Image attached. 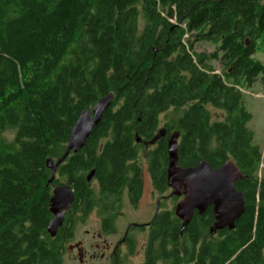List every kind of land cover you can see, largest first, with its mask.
I'll return each mask as SVG.
<instances>
[{"label":"trees","instance_id":"1","mask_svg":"<svg viewBox=\"0 0 264 264\" xmlns=\"http://www.w3.org/2000/svg\"><path fill=\"white\" fill-rule=\"evenodd\" d=\"M263 36L264 0H0V264H61L62 229L54 238L46 231V163L62 156L79 114L110 92L102 119L52 181L73 190L71 212L111 206L125 190L135 204L140 152L153 189L166 190L177 132L181 167L237 165L243 211L214 234L212 206L183 230L173 210L160 211L141 264H264V153L242 94L264 82L253 57ZM201 41L215 51L195 52ZM209 106L223 117L211 120ZM169 110L166 135L144 146Z\"/></svg>","mask_w":264,"mask_h":264},{"label":"water","instance_id":"2","mask_svg":"<svg viewBox=\"0 0 264 264\" xmlns=\"http://www.w3.org/2000/svg\"><path fill=\"white\" fill-rule=\"evenodd\" d=\"M113 99L112 93L100 98L90 110L82 111L66 142L64 153L57 160H47V168L50 169L48 183H52L58 166L68 157L82 149L86 138L92 129L100 122L105 110L108 109ZM166 135L165 129H160L151 140L143 142L144 146L153 145ZM178 133L174 132L168 139V166L167 185L172 189L169 196H177L180 200L174 206L173 213L182 221V230L190 222L193 212H204L212 206L214 218L209 227V232L214 234L225 227L232 229L235 220L243 211V194L235 187L237 180L242 178V173L237 165L231 161H225L220 167L213 168L207 162L200 161L197 165L183 168L178 164ZM136 142L140 138L136 136ZM93 175L91 171L86 179L90 181ZM74 201L73 190L66 183L52 184L48 209L52 219L47 226V233L54 237L58 228L62 225L65 213L70 209ZM158 202V201H157ZM158 205L155 213L158 212Z\"/></svg>","mask_w":264,"mask_h":264},{"label":"rangeland","instance_id":"3","mask_svg":"<svg viewBox=\"0 0 264 264\" xmlns=\"http://www.w3.org/2000/svg\"><path fill=\"white\" fill-rule=\"evenodd\" d=\"M174 22V21H173ZM188 34L185 35L187 37ZM264 36L262 37V39ZM195 52H204L206 54H211L215 51V46L209 42L201 41L194 44ZM253 57L259 60L264 65V41L258 42V50L254 53ZM212 66L215 68V72L219 73L222 69L220 66V62L218 59L211 60ZM259 76L256 82L249 88L243 89V102L246 109L251 113L252 118L248 122L247 126L252 130L254 137L253 143L257 144L261 147L262 153H264V82L260 79ZM210 111L211 120L220 119L223 117V113L220 110L214 109L212 107H208ZM172 116V112L169 110L160 115V125L158 127V131L160 129H165V123L169 121V118ZM172 135L170 133L169 137ZM12 132L6 133V138L11 139ZM66 146V145H65ZM55 161L54 159H51ZM142 169V193L135 203L134 207L130 206L125 195L122 201L121 211L125 213L124 218L121 220H117L115 223L116 232L112 235H107V239L110 242H115L119 238V228H121L125 222L126 217L134 218L136 222H148L152 217L154 208H155V199L158 196L157 192L153 190L152 183L150 180V176L147 170L145 156L143 152H140L139 161ZM263 173V163L260 164L258 168V176ZM57 177V173L55 174ZM52 184L50 183V189L52 190ZM92 187H95V182H92ZM172 189L167 190L163 195L164 198L161 200V209H169L174 210V206L180 200L177 196H169ZM159 193V192H158ZM97 211H91L89 213L88 218L85 221H77L74 229V238L76 239H84L87 238L84 234V230H96L98 226V220L96 213ZM148 231V230H146ZM136 231L134 233V252L127 254L126 249L124 252H119L117 255H121L123 264H141L143 261V248L145 246L147 240V232ZM72 240V241H73ZM72 241H66L65 245L71 243ZM76 256V255H75ZM98 263L108 264V261L98 259ZM61 264H79L77 259H75L71 253L64 248V252H62V262Z\"/></svg>","mask_w":264,"mask_h":264},{"label":"flooded vegetation","instance_id":"4","mask_svg":"<svg viewBox=\"0 0 264 264\" xmlns=\"http://www.w3.org/2000/svg\"><path fill=\"white\" fill-rule=\"evenodd\" d=\"M71 153V152H70ZM69 153V154H70ZM69 156V155H68ZM142 170V169H141ZM57 172V171H56ZM150 176V174H149ZM92 179V178H91ZM142 180V172H141ZM151 180V177H150ZM152 183V181H151ZM153 187V186H152ZM170 188L167 185V189L161 193L157 194L158 196L155 199V208L152 214V217L148 222H136L134 218L126 217L125 224L119 228V238L115 242H110L107 239V235H112L116 232L115 223L117 220H122L125 216V213L121 211L123 197L125 195L130 206L134 207L136 204H132L127 190L122 194V197L119 202L110 203L111 206L103 207H92L87 212L85 208H78L71 212V207L68 211V218L65 215L62 225L58 228L56 235L59 232V229H62V235H64V241L62 243L63 250L64 248L71 253V255L77 259L79 264H104L98 263V259L108 261V264H123L121 255H117L119 252H124L126 249L127 254L134 252V233L136 231L145 232L149 228L150 221L160 212V211H170L169 209H161V200L165 197V193ZM154 190V189H153ZM155 191V190H154ZM158 201V202H157ZM159 207L158 212L155 213L156 207ZM97 211L96 216L98 220V226L96 230H84V234L88 236L87 238H80L73 240L74 238V229L77 221H85L91 211ZM67 213V212H66ZM65 213V214H66ZM147 232V231H146ZM55 235V236H56ZM54 236V237H55ZM52 237V238H54ZM72 241L65 245L66 241ZM76 255V256H75Z\"/></svg>","mask_w":264,"mask_h":264},{"label":"bare ground","instance_id":"5","mask_svg":"<svg viewBox=\"0 0 264 264\" xmlns=\"http://www.w3.org/2000/svg\"><path fill=\"white\" fill-rule=\"evenodd\" d=\"M111 104V103H110ZM110 106V105H109ZM72 152V151H71ZM93 171V170H92Z\"/></svg>","mask_w":264,"mask_h":264}]
</instances>
